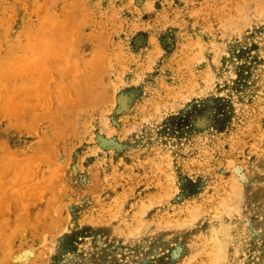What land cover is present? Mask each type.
<instances>
[{
  "label": "rangeland",
  "instance_id": "1",
  "mask_svg": "<svg viewBox=\"0 0 264 264\" xmlns=\"http://www.w3.org/2000/svg\"><path fill=\"white\" fill-rule=\"evenodd\" d=\"M0 264H264V0H0Z\"/></svg>",
  "mask_w": 264,
  "mask_h": 264
}]
</instances>
